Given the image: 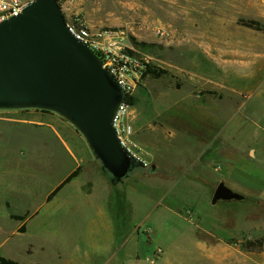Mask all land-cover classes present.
I'll return each mask as SVG.
<instances>
[{
	"label": "rangeland",
	"instance_id": "rangeland-1",
	"mask_svg": "<svg viewBox=\"0 0 264 264\" xmlns=\"http://www.w3.org/2000/svg\"><path fill=\"white\" fill-rule=\"evenodd\" d=\"M241 2L238 11H217L207 9L206 0H61L65 19L86 24L92 33H103L101 42H111L129 55L130 71L139 74L132 118L143 166L115 185L97 157L82 163V171H92L90 176L97 180V208L91 215L95 222L90 224L93 242L110 251L100 264H211L201 243H216L222 228L225 242L242 249L261 239L249 238L254 228L249 222H256L257 235L264 231V204L247 209L250 218L241 234L233 233L237 201L212 204L220 183L242 188L236 192L255 201L259 200L256 188L263 187L254 163L247 166L248 152L237 148L264 137V0ZM206 41L220 47H209ZM232 41L241 44L232 47ZM248 49L257 51L251 55L256 60L251 69L254 78H219L225 72H243L241 53ZM145 65L167 74L146 75ZM233 81L239 85L235 89L229 85ZM49 148L59 146L50 142ZM56 156L42 171L57 173L34 186L31 200L27 197L24 205L16 201L10 209L0 203V227L10 233L21 223L10 220L8 213L39 212L28 223L27 233L11 239L8 253L16 254L17 260L27 257L35 263L41 258L44 264H63L39 251L33 256L26 253L30 243L36 250L44 243L36 238L40 234L57 233L49 217L66 214L65 193L58 192L53 205L45 201L64 171L76 167L63 153L58 151ZM35 163L33 170L39 171ZM69 194L76 199V193ZM72 208V223L58 226L76 234V207ZM218 220L223 224L218 226ZM71 238L63 242L69 252L89 242L77 240L76 235Z\"/></svg>",
	"mask_w": 264,
	"mask_h": 264
},
{
	"label": "crops",
	"instance_id": "crops-1",
	"mask_svg": "<svg viewBox=\"0 0 264 264\" xmlns=\"http://www.w3.org/2000/svg\"><path fill=\"white\" fill-rule=\"evenodd\" d=\"M207 9H217V11L228 9L232 11H238L242 7L241 0H206ZM223 1V2H222ZM245 7H248L243 3ZM209 11V10H208ZM231 28V27H229ZM225 29V28H223ZM222 29V30H223ZM240 28L238 29V31ZM209 47H220V43L205 42ZM241 44L240 41H232V47L234 44ZM246 48H251L250 43L246 45ZM224 44V43H223ZM239 51L238 55H243V63L240 64L244 71H232L220 74L219 78L228 79H253L254 75L251 72L252 66H256L255 61L251 59V55H256L255 50ZM235 52V51H234ZM232 89H235L238 85L237 82H231L229 84ZM52 142L59 148H53L50 150L49 145ZM236 148V147H235ZM60 149V150H59ZM240 153L248 152L250 164L254 163L253 166L257 169L256 179L263 185L262 188H256L258 192V201L246 199L243 201H237L234 208L238 209L237 212V224L233 233L241 234L246 226L247 220L250 218V212L248 208L256 207L258 204H264V137L255 138V141L251 144H247L245 148L239 149ZM63 153L67 157L71 165L75 164V168L72 171H64L62 178L54 183L51 191L45 196L47 204H55L57 199L53 198L51 201L48 200L49 195L60 186L65 179L72 174L74 171L79 169V174L71 182L66 184L59 192L65 193L67 200L64 201L66 209L65 217L56 216L49 217L48 221L51 220L52 224L57 225V233L46 234L45 236L40 234L37 239L43 240V244L39 246V249H35L33 244L28 245L26 253L33 256L36 251L43 253L44 256L55 257L56 260L63 264H100L101 260H106L110 256V251L105 249L102 245L101 250L93 242L94 232L91 231L90 224L91 215L94 214L96 207V201L94 199L97 180L95 177H91L92 171L85 169L82 171L83 162H94L96 155L87 141L86 137L73 125V123L67 120L65 117L57 112L51 110H16L9 108H0V203L3 204L4 208L10 209L16 201H20L22 205L26 204L27 197H33L34 186L37 183H41L42 179L50 178L57 171H42L43 168L48 169L49 159L57 157V152ZM50 152H52L50 156ZM59 154V153H58ZM238 161L235 157L234 159ZM33 161H36V166L39 167V171L33 170ZM38 164L40 166H38ZM236 163H234L235 165ZM252 167V166H251ZM247 171V170H244ZM263 181V182H261ZM263 183V184H262ZM36 187V186H35ZM234 191H243L242 188L234 187ZM232 189V190H233ZM94 190V191H93ZM94 193H93V192ZM76 193V199L70 198L69 193ZM93 193V196H92ZM23 196L18 198L17 195ZM231 202V201H230ZM72 207H76V234L70 232V229L58 226L61 224H71L72 218ZM94 209V210H93ZM10 211V210H9ZM11 213V214H10ZM8 213L10 220L20 221V225L14 227V230L10 233L3 230L0 227V258H6L9 260L16 261L20 264H44L40 258V261L35 260V263L28 260L27 257L17 260L16 254L8 253L11 239L16 236H21L28 232V223L34 219L36 214L27 212L25 214ZM75 216V215H74ZM17 217H21L18 219ZM25 217V218H24ZM95 219V218H93ZM63 221V222H59ZM48 223V222H47ZM87 224L88 227H80L81 224ZM221 220L217 221V225H221ZM250 225L256 227V222H249ZM223 224V223H222ZM252 226H250L251 228ZM24 228V229H23ZM250 231L249 238H255L260 236L263 239V248L261 250H246L242 249L240 245L234 243H227L225 240L226 232L225 228L222 231H218L217 242L208 243L202 242L201 249L203 255L207 261L211 264H264V231L257 235L256 230ZM23 229V231H22ZM208 236H214L210 231H207ZM252 234V235H251ZM68 235V236H67ZM72 235H76V239L81 238L82 241H89L85 246L78 247V249H64V241L74 239ZM91 241V242H90ZM42 261V262H41Z\"/></svg>",
	"mask_w": 264,
	"mask_h": 264
},
{
	"label": "water",
	"instance_id": "water-1",
	"mask_svg": "<svg viewBox=\"0 0 264 264\" xmlns=\"http://www.w3.org/2000/svg\"><path fill=\"white\" fill-rule=\"evenodd\" d=\"M120 100L99 58L69 30L58 0H36L0 23V108L36 107L66 117L115 185L143 166L122 147L113 127ZM234 200L245 196L220 183L212 204Z\"/></svg>",
	"mask_w": 264,
	"mask_h": 264
},
{
	"label": "built area",
	"instance_id": "built-area-1",
	"mask_svg": "<svg viewBox=\"0 0 264 264\" xmlns=\"http://www.w3.org/2000/svg\"><path fill=\"white\" fill-rule=\"evenodd\" d=\"M35 1L36 0H0V23L20 16L23 14L24 10ZM58 3L62 9L61 0H58ZM65 20L71 33L95 53L101 61L103 68L107 70L108 75L120 89L121 100L113 118V127L122 147L132 157L139 160L140 148L136 140V129L132 118L133 104H131L129 100L133 96V92L139 81V74L130 71L128 67L130 56L123 54L122 51L111 42H101L100 37L94 36L87 25L82 24L78 26L73 21L68 19ZM163 35L164 33L162 36Z\"/></svg>",
	"mask_w": 264,
	"mask_h": 264
},
{
	"label": "trees",
	"instance_id": "trees-1",
	"mask_svg": "<svg viewBox=\"0 0 264 264\" xmlns=\"http://www.w3.org/2000/svg\"><path fill=\"white\" fill-rule=\"evenodd\" d=\"M146 75H151L155 78H160L162 76H164L165 74H167V71L163 70V69H160L158 67H152V66H149V65H146ZM130 102L131 104H134V99L133 97H131L130 99ZM79 174V169L74 171L72 174H70L66 179L65 181L60 185L58 186L48 197V200L51 201L56 195L57 193L66 185L68 184L69 182H71L74 178H76ZM18 219H20L21 217H17ZM245 249L247 250H261L263 248V239H260L258 241V243L256 242H249L247 243L245 246H244ZM0 264H20L16 261H13V260H9V259H6V258H3L1 257L0 258Z\"/></svg>",
	"mask_w": 264,
	"mask_h": 264
},
{
	"label": "flooded vegetation",
	"instance_id": "flooded-vegetation-1",
	"mask_svg": "<svg viewBox=\"0 0 264 264\" xmlns=\"http://www.w3.org/2000/svg\"><path fill=\"white\" fill-rule=\"evenodd\" d=\"M217 2H220L219 0L217 1ZM221 3V2H220ZM86 25V24H85ZM89 28V27H88ZM105 30V29H104ZM101 31V30H100ZM107 31V30H106ZM93 34H94V36H97V37H100V39H101V37L103 36V33H101V32H97V33H94L93 32Z\"/></svg>",
	"mask_w": 264,
	"mask_h": 264
}]
</instances>
